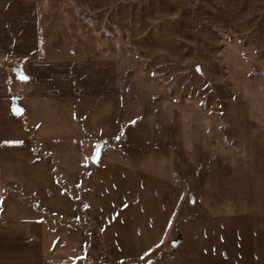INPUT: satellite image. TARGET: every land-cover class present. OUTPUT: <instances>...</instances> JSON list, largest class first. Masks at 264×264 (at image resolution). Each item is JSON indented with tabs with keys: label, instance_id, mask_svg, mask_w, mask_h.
I'll use <instances>...</instances> for the list:
<instances>
[{
	"label": "rangeland",
	"instance_id": "obj_1",
	"mask_svg": "<svg viewBox=\"0 0 264 264\" xmlns=\"http://www.w3.org/2000/svg\"><path fill=\"white\" fill-rule=\"evenodd\" d=\"M52 1L120 92L0 120V215L53 264H264V0Z\"/></svg>",
	"mask_w": 264,
	"mask_h": 264
},
{
	"label": "crops",
	"instance_id": "obj_2",
	"mask_svg": "<svg viewBox=\"0 0 264 264\" xmlns=\"http://www.w3.org/2000/svg\"><path fill=\"white\" fill-rule=\"evenodd\" d=\"M61 15L52 0H0V120L5 123L23 116L30 103L45 97L118 96V56L102 47L84 48L67 33ZM17 68L29 76L21 81L25 84L19 98L10 82ZM15 99L22 108L19 116L13 112ZM7 127L0 136L9 134ZM47 247L43 218L0 215V264H53Z\"/></svg>",
	"mask_w": 264,
	"mask_h": 264
},
{
	"label": "water",
	"instance_id": "obj_3",
	"mask_svg": "<svg viewBox=\"0 0 264 264\" xmlns=\"http://www.w3.org/2000/svg\"><path fill=\"white\" fill-rule=\"evenodd\" d=\"M14 73L16 74V78L19 81H28L29 76L25 73V71L22 68H17L14 70ZM26 77V79H25ZM22 108L19 106L18 100L15 99L13 103V112L14 114H19L21 112ZM102 145L99 144L96 146L95 152L93 156L91 157V161L93 163L98 162L100 155H101Z\"/></svg>",
	"mask_w": 264,
	"mask_h": 264
},
{
	"label": "snow or ice",
	"instance_id": "obj_4",
	"mask_svg": "<svg viewBox=\"0 0 264 264\" xmlns=\"http://www.w3.org/2000/svg\"><path fill=\"white\" fill-rule=\"evenodd\" d=\"M25 79H26V77H25Z\"/></svg>",
	"mask_w": 264,
	"mask_h": 264
}]
</instances>
